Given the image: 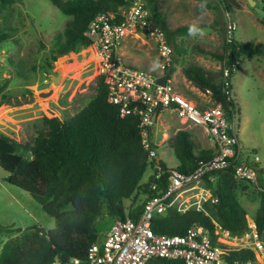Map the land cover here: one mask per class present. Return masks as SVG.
Masks as SVG:
<instances>
[{"label": "trees", "instance_id": "16d2710c", "mask_svg": "<svg viewBox=\"0 0 264 264\" xmlns=\"http://www.w3.org/2000/svg\"><path fill=\"white\" fill-rule=\"evenodd\" d=\"M16 0H0V8ZM63 15L69 16L61 32L54 35L53 60L69 53L86 49L90 40L84 35L88 25L98 14H110L132 0H49ZM146 0L149 17L166 33L167 41L175 47L176 34H184L188 28L170 30L156 8ZM223 9L230 12L235 0H219ZM264 12V5L260 6ZM264 24V16L262 18ZM7 32H0V44L11 40ZM224 66L235 59L261 57L264 45L249 41L224 40L220 52H209ZM173 70L170 68L168 77ZM182 73L200 91L210 89L214 104L226 109L230 106L238 121L236 104L221 90V82L215 75L197 64L182 68ZM234 72H231V77ZM93 97L72 117L61 120L56 116L43 117V127L34 136L19 140L12 135L0 136V168L5 171L4 181L28 193L54 219V229L45 230L32 226L22 230L0 226V235L21 232L12 243L1 249L0 264H49L58 260L68 263L77 260L87 263L90 247L98 242L96 222L106 211L112 222L116 218L136 219L144 202L155 192L150 190L151 174L146 182L142 178L147 168L156 171L159 166L162 180L169 171L177 169L188 172L200 161L214 155L212 147H199L190 131L176 129L166 138L176 167H170L161 158H149V152L141 142L138 116H121L118 107L108 102V88L103 77L93 78ZM231 91V84L227 87ZM24 96L2 94L4 106L22 102ZM150 136L151 133H150ZM151 146L155 149L150 137ZM217 197L214 204H205L210 216L233 235L248 230L253 223L264 237V197L257 194L252 185L233 178V169L219 171L215 181H207ZM237 191L259 198V207L253 217L237 200ZM129 199L127 207L123 201ZM193 224L203 225L214 239L215 228L211 218L201 211L189 210L179 213L170 210L164 216H154L153 232L159 234H182ZM223 251V264H235L254 257L249 249L228 248ZM147 264H184L182 260L150 258Z\"/></svg>", "mask_w": 264, "mask_h": 264}, {"label": "rangeland", "instance_id": "374dc122", "mask_svg": "<svg viewBox=\"0 0 264 264\" xmlns=\"http://www.w3.org/2000/svg\"><path fill=\"white\" fill-rule=\"evenodd\" d=\"M146 3V0H144ZM260 8L264 0H254ZM226 12L219 0H150L166 27L174 30L188 28L176 34L172 63L171 84L181 95L200 105V90L182 73V68L197 64L220 79L221 62L201 50L220 52L226 38V23L236 25L233 33L237 41L264 45V24L261 16L248 0H235ZM147 4V3H146ZM261 9V8H260ZM69 16L63 15L49 0H16L0 8V32L11 36L0 44V106L2 94L24 96L22 102L6 105L0 111V136L12 135L19 140L31 138L43 127V117L56 116L61 120L75 115L94 95L93 78L97 66L90 63L94 56H85L80 50L53 60L54 35L61 32ZM155 43L140 35L130 37L123 46L125 59L135 67L158 73ZM87 54V53H86ZM230 96L238 108L237 136L241 144L240 158L252 161L259 157L264 165V60L261 57L243 58L230 80ZM45 93V94H41ZM160 117L152 125L150 136L155 151L170 167L177 161L165 141L178 128H183L177 115L159 110ZM195 143L201 148L212 147L199 126H186ZM152 173L147 168L142 178L146 182ZM5 171L0 168V226L21 228L41 226L54 229V219L26 192L4 181ZM238 202L253 217L259 207V198L237 191ZM129 199L123 204L127 207ZM112 223L104 211L96 222L102 242ZM21 232L0 235L1 249L12 243ZM264 245V237L260 236ZM259 257H262L259 255ZM264 264V256L256 261Z\"/></svg>", "mask_w": 264, "mask_h": 264}, {"label": "built area", "instance_id": "2783aa9c", "mask_svg": "<svg viewBox=\"0 0 264 264\" xmlns=\"http://www.w3.org/2000/svg\"><path fill=\"white\" fill-rule=\"evenodd\" d=\"M235 29V23L227 21V42L234 38ZM84 35L90 40V45L82 51L85 56H94L90 63L96 64L97 75L102 76L107 85L108 102L118 107L121 116H138L141 142L148 150L149 158L157 160L150 133L152 125L160 117L159 110L175 113L180 123L185 125L178 129L199 126L214 149L211 158L200 161L191 171H169L164 182L162 171L156 166L157 170L151 173L149 187L155 193L146 199L136 219H114L103 241L95 242L88 250L86 264H147L150 258L178 259L184 264H223L225 247L221 244L228 248L249 249L254 253L253 258L235 264H257L256 261L264 256V245L255 225L251 223L247 231L233 235L205 209V204L217 202L207 181H215L218 172L228 168L233 169L235 180L250 183L254 191L264 197V165L258 164V156H254L252 161L240 158L238 121L231 107L226 109L221 104H214L210 89L200 91L203 104L197 105L181 95L169 77L165 84L159 82L173 63L174 48L167 41L163 28L149 17L144 0H132L116 12L96 15ZM140 35L155 43L158 73L135 67L125 59V42ZM240 60L235 59L221 71V90L228 95L227 100L231 98L227 91L231 72L238 68ZM171 209L179 213L189 210L204 212L216 226L215 240L206 227L198 224L188 226L182 234L153 232V217L164 216ZM49 264H78V261L60 263L55 260Z\"/></svg>", "mask_w": 264, "mask_h": 264}, {"label": "water", "instance_id": "95a60500", "mask_svg": "<svg viewBox=\"0 0 264 264\" xmlns=\"http://www.w3.org/2000/svg\"><path fill=\"white\" fill-rule=\"evenodd\" d=\"M248 3L251 4L252 6H254L255 10H256L261 16H264V12H263L260 8H258V7L255 6V1H254V0H248ZM169 72H170V67L166 69L165 76H163V77L159 80L160 83L165 84ZM41 94L43 95V94H45V93H41Z\"/></svg>", "mask_w": 264, "mask_h": 264}, {"label": "crops", "instance_id": "0c3cea01", "mask_svg": "<svg viewBox=\"0 0 264 264\" xmlns=\"http://www.w3.org/2000/svg\"><path fill=\"white\" fill-rule=\"evenodd\" d=\"M171 66H172V65H171ZM170 68H171V67H170ZM202 101H203V99H200V102H199V103H200V105H201V104H203V102H202ZM159 158H160V157H158V156H157V159H159Z\"/></svg>", "mask_w": 264, "mask_h": 264}]
</instances>
